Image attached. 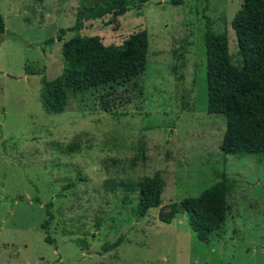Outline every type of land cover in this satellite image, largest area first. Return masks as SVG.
Listing matches in <instances>:
<instances>
[{
	"label": "rangeland",
	"instance_id": "rangeland-1",
	"mask_svg": "<svg viewBox=\"0 0 264 264\" xmlns=\"http://www.w3.org/2000/svg\"><path fill=\"white\" fill-rule=\"evenodd\" d=\"M241 1L150 0L137 9L127 0L116 21L111 13L85 18L58 40L85 5L113 0H0V264H264V154H223L224 117L206 110L205 23L227 31L240 65L230 21ZM140 29L149 40L141 113L89 110L88 99L73 96L61 113L43 109L41 81L61 73L63 41L98 34L119 44ZM156 172L162 203L137 217L136 193L120 182ZM222 176L227 216L207 243L184 213L160 218V207ZM49 201L54 243L42 228Z\"/></svg>",
	"mask_w": 264,
	"mask_h": 264
},
{
	"label": "trees",
	"instance_id": "trees-1",
	"mask_svg": "<svg viewBox=\"0 0 264 264\" xmlns=\"http://www.w3.org/2000/svg\"><path fill=\"white\" fill-rule=\"evenodd\" d=\"M150 0H133L141 9ZM173 4L181 0H171ZM130 9L127 0H113L109 6L87 4L77 12L76 23L60 28L57 39L67 31H78L82 19L103 17L116 19ZM230 25L235 33L240 65L232 63L228 52V35L205 23L203 43L206 61V110L221 114L225 120L219 149L223 154H264V0H242ZM5 31L0 12V39ZM54 41V37L46 40ZM62 70L52 79H42L40 103L46 112L61 113L67 109L70 96L89 100L87 109H98L114 116L141 113L146 99L145 75L149 40L146 30L130 33L119 44L106 45L98 34L76 33L62 43ZM135 192L134 212L145 217L150 209L162 203L165 180L156 172L144 175L130 184L120 182ZM229 183L225 176L203 189L198 196L171 203L169 210L160 207V218L169 222L184 213L189 227L199 240L223 230L227 211ZM38 201V198H35ZM51 202L45 203L48 219L42 223L45 240L54 243L48 232L52 219ZM119 240L113 246L119 244Z\"/></svg>",
	"mask_w": 264,
	"mask_h": 264
}]
</instances>
